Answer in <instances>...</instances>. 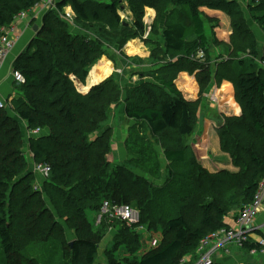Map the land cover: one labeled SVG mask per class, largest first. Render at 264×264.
Here are the masks:
<instances>
[{"label":"trees","instance_id":"1","mask_svg":"<svg viewBox=\"0 0 264 264\" xmlns=\"http://www.w3.org/2000/svg\"><path fill=\"white\" fill-rule=\"evenodd\" d=\"M168 1L171 3L165 4ZM41 2L0 0V37L1 29L11 26L20 12L33 9ZM90 2L93 0H60L57 10L45 15L37 36L13 65L14 71L25 77L26 84L19 87L22 95L9 102V109L0 110V211L4 209L5 214L6 191L10 186L13 188L9 203L12 222H6L0 215L1 245L7 255L12 254L15 231L31 235L36 241L46 226L43 222L51 223L54 233L57 228L63 231L62 224L58 223L61 220L70 231L81 236L72 247L68 246L71 263L96 264L99 245L111 224H93L87 211L100 214L103 204L109 202L112 208H136L140 216L138 227H144L148 232L161 227L163 231L158 247L136 261L125 260L124 264H199L202 243L213 234L229 230L227 219L230 216L238 219L241 210L254 201L264 179V67L257 63L247 66L243 60L234 65V60H228L212 72L209 62L196 59L200 51L209 54V37L199 11L203 0H111L110 4H98L97 7L96 4L91 7ZM122 2L128 3L135 18L132 29L122 24L118 14ZM226 3L213 7L233 6V3ZM172 5L187 10L195 41L192 45L186 44L185 24L167 20L161 29L163 46L160 54L185 53L183 59L170 65L157 64L160 70L153 75V82L147 77V82L140 80L138 86L127 88V91L112 75L109 80L91 88L89 93H79L72 78L85 82L96 60L106 53L98 42H89L70 30L66 8L73 9L77 25L101 23L108 15L112 25L106 26H115L112 28L117 34L115 38H125L128 42L138 38L144 40V9H154L159 16L165 7ZM229 14L235 18L234 12L229 11ZM252 19L264 29V12ZM232 23L237 29L246 26L239 25L240 22ZM178 69L180 73L196 74L203 87L209 86L212 78L235 80L236 97L243 106L244 115L227 119L219 127L218 134L222 151L231 155L241 172L219 170L217 174H211L197 160L189 145L195 135L197 106L184 99L177 89L175 82L179 75H173ZM123 93L127 96L124 115L134 121L138 129L136 135V127L130 130L129 135L133 138L126 141L129 147L125 163L132 161L131 155L142 157L148 151L144 134L159 137L173 131L179 138L176 148H164L171 170L169 180L162 188L154 187L151 181L137 175L124 163L114 165L110 160L113 129L105 125L112 110L123 105ZM150 101L154 103L148 104ZM36 129L46 133L28 139L27 131ZM131 149L134 152L131 153ZM27 150L35 164L51 167V174L42 188L52 211L47 208L45 198L37 201V196H43V193L32 192L37 179L30 171ZM15 189L17 194H13ZM149 191L156 197L163 195L161 204L156 199L150 200L151 194L146 196ZM23 196L27 197L25 202ZM133 203L138 208L132 206ZM25 215L37 218L31 233L24 224L19 230L15 226V221ZM107 219L110 217H105ZM118 221L124 227L118 230L117 237L123 238L124 242L139 237L134 233L136 231L133 232L137 227ZM45 229L44 232L48 231ZM101 229L102 233L96 231ZM250 249L255 246L247 244L244 251L249 253Z\"/></svg>","mask_w":264,"mask_h":264},{"label":"rangeland","instance_id":"2","mask_svg":"<svg viewBox=\"0 0 264 264\" xmlns=\"http://www.w3.org/2000/svg\"><path fill=\"white\" fill-rule=\"evenodd\" d=\"M221 2H227L226 4L233 3V6L231 8L222 6V8L218 9L213 7L219 5ZM90 3L91 7L95 4L96 7L98 4H106L94 0ZM168 3L171 2L168 1L165 4ZM202 4L203 5L200 7L199 11L205 21L206 33L209 37V54H204L202 51L204 55H201V52H198L196 59L202 60L203 62L207 61V63L209 62L212 72L216 71L219 66L221 67V64L226 63L228 60H234V65H237L238 60H243L247 66L251 63H257L264 67V29L256 25L252 19L254 15L260 16L263 14L264 0H203ZM122 5L125 6L124 10L120 7L118 8V14L120 15L121 22L125 26H128L130 29H132L134 27L135 18L133 19L128 3L122 2L121 6ZM68 10L69 9L66 8L65 12L69 16V19H66V21L69 24L70 30H73V32L76 34L79 33L84 38L89 40V42H98L102 46V49H105L104 52L106 53L96 60V63L91 67L89 77L85 82H80L75 77L72 78L75 81L76 88L81 94L89 93L91 88L109 80L112 75H114L117 80L122 82L121 86L123 87V90L127 91V88L138 86L140 83L138 81H133V77H137V80H139V78L140 80H145V78L148 77L149 82H153V75L156 76L160 70L158 65L162 63L165 65H170L175 60L183 59L185 57V53H171L168 56H165L162 53L160 54L162 49L161 46H163V44L161 45V29H163L164 25L167 23V20L173 22L181 21L184 23L187 28L186 44L192 45L195 41L191 19L187 10L175 8L173 5L165 7L164 13L159 16L157 15L158 12L154 9H144L142 13L144 16V24L146 25L144 40L138 38L130 41L128 40V42H125V38H115L117 37V34L114 32L115 29H112L115 26H112V28L106 26V24H111V18L108 15L104 16L103 22L101 23H92L88 24L87 26H83L80 24L77 25L74 22L76 16L73 9L72 11L74 15H71ZM229 11L234 12L235 18L230 16ZM219 16L221 19H218ZM139 18L140 17H138V19ZM244 18L246 19V23L244 22ZM222 21L225 23V25L221 23ZM232 22H240L239 25L246 26L243 28L240 26V29H237V27L234 26ZM34 23L31 24V32L34 33L32 40L35 39L37 32L39 31V29L37 31L32 29L35 26ZM39 25L40 24L36 26L39 27ZM142 45H144V47ZM88 46L92 47L91 45ZM161 56H165V58L162 60ZM97 68L102 70L106 68L111 69L110 71L108 70L109 75L99 81L93 78L94 71ZM179 73L180 72L178 69V71H175L173 76L177 77L178 75L180 76L181 73H186L187 75H184L185 79L187 81L189 78H192V81L195 80L199 90L198 99H195V94L192 92H187L185 89L186 86L182 84V81L177 85V89L180 90L183 98L197 106L195 109V135L189 142V145L192 146V144H197V137L202 135V125L205 120L208 119L212 122H215V129L217 133H219V127L224 124L227 119L243 117L244 109L239 100H237L238 98L236 97V88L234 83L235 80L233 78H212L210 85L203 87L199 84V80L196 79V74L185 71H181V73ZM147 81L148 80H145V82ZM223 83H225L224 86H222ZM227 83H230L231 86L227 85ZM216 85L218 88H221V86L225 88V90H227L226 92L229 94V98L231 99L234 97L232 95L234 92L235 100H231V102L235 101V103L233 102V108H225L224 111L220 103H218V99H220V92L218 91L219 89L213 90L212 88L213 86L216 87ZM126 97V93H123V105L121 104L122 106H120L118 109L114 111L112 110L110 118L105 125V127H111L113 129V154L110 156V160L114 165L118 164V152H122V147L121 149L119 147L120 145H124V148H126L125 152H128L127 148L129 146L127 145L128 142L125 143V139L132 137L129 135V130L136 127L134 121L129 120L124 116V109L126 106L124 103ZM147 103L151 104L154 103V101ZM209 110H211L212 114L208 112ZM11 113L12 112H10V114ZM123 120L125 121L123 122ZM137 130L138 129L136 127L134 135H136ZM144 136L148 143V151L142 157L140 155L133 154L134 156L131 155L132 161L130 160L127 163L124 161L123 163L127 168L135 170L137 175L141 176L145 180H149V182L151 181L152 184H154V187L162 188L169 180V171L171 170L170 164L164 156V150L168 148H176L177 142L179 143V138L173 131H168L167 134L159 137H153L150 135L146 136L145 134ZM139 137H141V134ZM219 144L220 151L223 153V155H214L209 161L204 159L205 166L202 164L203 160L200 152L198 151L200 157L195 155L197 160L201 162L202 167L211 174H217V172H219L217 169L220 171L225 170L234 174L241 172V167L235 166L231 155L222 151L221 140ZM194 147L195 150H199L197 145H194ZM133 150L134 149H131V153L134 152ZM126 156L128 157V153ZM26 159L29 163V167L33 165L31 160L27 158V155ZM121 163L122 162L119 164ZM34 166L35 164L33 167ZM36 179H38V181H36V183L33 185L32 192L43 193V196L38 195L36 199L39 201L44 200L43 198H45L46 204L48 206L47 208L52 211L51 203L48 198H46L45 190L42 188L43 182L46 179L42 178L40 175H36ZM229 185H231V183H229ZM12 190L13 188L10 186V188L6 191V200H8L5 210L6 214L4 213V209H1L0 211V215L3 216L6 222L9 223L12 222L9 215V203L12 201V196L10 194ZM17 193L18 190L15 189L13 194ZM149 194H151L150 200L156 199L157 202L160 203V201L163 199V195L156 197L152 194V191H149L146 196ZM25 200H27V197L24 198L23 196L22 201L25 202ZM133 204L134 205H131L138 208L137 204ZM162 206L167 207L164 204H162ZM38 212L39 211H37V213ZM137 212L139 214V211ZM87 213L90 221L93 224H99V222H97L99 218L98 213L93 210L87 211ZM32 216L33 215H25L20 221H15V226L19 227L18 230L21 228V224H24L29 230L28 232L31 233L32 229L35 228L33 223L37 222V218ZM110 219L105 220V216H103L100 221V225L103 222L110 223L111 225L108 226V229H106L105 237L99 245V253L96 264H124L125 260L129 263L136 261L151 249L158 247L163 239L162 228L157 227L149 232L146 230L134 229L133 232L136 231L134 233H137L139 237L136 236L132 242H124L123 238L117 237L118 230L124 226L118 224L119 219H116V217H110ZM58 223L62 224V228H64L63 231L60 228H57L56 231L52 233L54 229L53 225H51V223L43 222V225L46 226L41 229V232L38 234L39 238L36 241L32 239L33 236L31 235L23 234L24 232L20 234V230L18 232L15 231V233H13L14 252L9 255L5 253L0 241V264H72L68 246H70L75 240H79L81 236L76 235L73 231H70L67 225H65L64 221L59 220ZM44 228H46L48 231L44 232ZM96 231L98 233H102V229ZM57 232H59V234ZM58 237H62L63 239L59 241L57 239ZM209 247L205 246L203 253L208 252ZM243 252L247 253L246 251ZM226 258L224 261L228 262L231 256L229 255Z\"/></svg>","mask_w":264,"mask_h":264},{"label":"built area","instance_id":"3","mask_svg":"<svg viewBox=\"0 0 264 264\" xmlns=\"http://www.w3.org/2000/svg\"><path fill=\"white\" fill-rule=\"evenodd\" d=\"M60 0H42L33 9L22 11L16 17L14 23L10 27H3L1 29L0 37V72L8 63L9 57L12 55L13 50L16 48L20 40L21 34L34 25H39L41 28L42 20L49 11L57 10V3ZM69 16L67 15V18ZM69 19V18H68ZM147 22V21H146ZM201 55L203 54L202 51ZM199 52V53H200ZM204 55V54H203ZM15 84L21 87L26 84L25 77L19 72H12ZM217 99V98H216ZM9 104L0 101V110L8 109ZM27 138H39L43 136L46 131L41 129L27 131ZM35 175H40L44 179H48L51 174V167L44 164H35L33 168ZM264 207V179L258 187V191L254 201L241 210L236 221V228L230 227L229 230H222L216 234L211 235L206 239L199 250L200 261L199 264H214L216 263L213 257V252L208 250L204 252L205 246L209 247L215 244L216 249L226 250L227 246H235L240 250H244L249 245H254L255 249H250L251 256L264 258V237L259 238L255 244L250 242V236L254 231V224L257 220L262 208ZM119 219L126 223L129 227H137V230H145L144 227H138L140 223V216L138 212L131 206L111 207L109 202H105L101 208L97 222L100 223L103 216H108Z\"/></svg>","mask_w":264,"mask_h":264},{"label":"crops","instance_id":"4","mask_svg":"<svg viewBox=\"0 0 264 264\" xmlns=\"http://www.w3.org/2000/svg\"><path fill=\"white\" fill-rule=\"evenodd\" d=\"M94 1H99L102 3H110V0H94ZM68 12L71 13V15H74L72 8L68 7ZM121 9H125V6L123 5ZM72 11V12H71ZM130 14V13H129ZM152 19V18H150ZM218 19H221V17L219 16ZM222 24L225 25V23L222 21ZM36 26V25H35ZM35 26L32 28L33 30H35ZM33 32H31V28L25 30L21 36H20V40L18 42V44L16 45V48L13 50L12 55L9 57L8 63L6 64V66L3 68V70L0 72V101L5 102L6 104H9L10 101L20 97L22 94L20 92V89H18V86L15 84L14 79H13V75L12 72L14 70L13 68V64L15 62V60L26 50V48L29 46L32 38H33ZM140 44V42H139ZM138 45V44H137ZM144 47V45H142ZM184 75L186 76V73H181L180 76L177 78L176 80V86L182 81V84L185 85V89L187 90V92H192L195 94V99H198V87L197 84L194 81H192V78H189L188 81L185 79ZM183 76V77H182ZM133 81H138L140 82V78L139 80H137V77H133ZM225 83H223L222 86H224ZM91 85V84H90ZM227 85L231 84L227 83ZM17 86V88H16ZM221 86V88H218V86L216 85V87H212L213 90H217L220 92V99H218V103H220L221 107L224 109L225 108H230V107H234L233 106V102L235 103V101L231 102V100H235V94L233 92V99L229 98V94L226 92L227 90H225V88H223ZM234 89V87H233ZM219 94V93H218ZM219 96V95H218ZM215 109V108H214ZM233 111V110H232ZM209 113L212 114L211 110L208 111ZM125 116V115H124ZM128 119V118H127ZM125 120H123L124 122ZM215 122H212L210 120H205L203 125H202V135H199V137H197V144H192V148L194 150V153L197 157H202L204 166V159H207V161L210 160V158H212L214 155H223V153L220 151V138L219 135L215 129L214 126ZM113 127V126H112ZM114 128V127H113ZM130 133V130H129ZM128 139V138H127ZM127 139H125L127 141ZM125 141V143H126ZM194 145H197L199 150H195ZM120 149L122 147V152H118L117 149L116 151L118 152V158H117V162H126L127 160V152L126 148H124V145H120L119 146ZM198 151L200 152V155L198 154ZM27 158L31 160V163L34 165L35 163L33 162L32 156L29 152H26ZM126 159V160H125ZM201 163V162H200ZM33 165L30 166V171L33 172ZM209 165V164H207ZM219 171V169H217ZM216 170V171H217ZM38 181V179H37ZM40 182V180H39ZM227 224L229 225V227H233L236 228V221L234 219V217H231L229 219H227ZM264 237V207L262 208L257 220L255 221L254 224V231L250 236V242L252 244H255L256 241L261 238ZM210 251L213 252V257L216 263H220V264H264V258L262 257H256V256H251L243 251H239V248H235V246H227L226 250H218L215 247V244H211L209 247ZM231 256V258L228 260V262H225L224 259L229 256ZM227 259V258H226Z\"/></svg>","mask_w":264,"mask_h":264},{"label":"bare ground","instance_id":"5","mask_svg":"<svg viewBox=\"0 0 264 264\" xmlns=\"http://www.w3.org/2000/svg\"><path fill=\"white\" fill-rule=\"evenodd\" d=\"M104 68V67H103ZM111 68H106V69H100V68H97L95 69L94 71V75H93V78L95 80H102L104 79L106 76L109 75V71H110ZM109 70V71H108Z\"/></svg>","mask_w":264,"mask_h":264},{"label":"water","instance_id":"6","mask_svg":"<svg viewBox=\"0 0 264 264\" xmlns=\"http://www.w3.org/2000/svg\"><path fill=\"white\" fill-rule=\"evenodd\" d=\"M35 31H37L38 30V26H35ZM71 247L73 246V244L71 243V245H70Z\"/></svg>","mask_w":264,"mask_h":264}]
</instances>
